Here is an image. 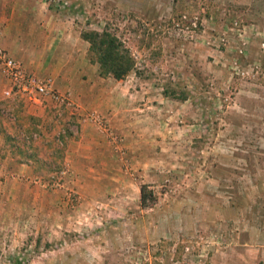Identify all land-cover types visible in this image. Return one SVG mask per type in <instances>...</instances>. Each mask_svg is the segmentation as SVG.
I'll return each instance as SVG.
<instances>
[{"label":"rangeland","instance_id":"1","mask_svg":"<svg viewBox=\"0 0 264 264\" xmlns=\"http://www.w3.org/2000/svg\"><path fill=\"white\" fill-rule=\"evenodd\" d=\"M0 47L53 89L0 71V264H264V0H0Z\"/></svg>","mask_w":264,"mask_h":264},{"label":"trees","instance_id":"2","mask_svg":"<svg viewBox=\"0 0 264 264\" xmlns=\"http://www.w3.org/2000/svg\"><path fill=\"white\" fill-rule=\"evenodd\" d=\"M85 38L90 43V49L99 64L101 74H111L115 78L120 79L134 68L135 61L129 48L115 35L107 31H89L85 33ZM26 158L35 163L40 161L33 155H29ZM154 200L153 191L148 188L147 184H142L140 186L141 206L148 207L151 201L154 202Z\"/></svg>","mask_w":264,"mask_h":264},{"label":"built area","instance_id":"3","mask_svg":"<svg viewBox=\"0 0 264 264\" xmlns=\"http://www.w3.org/2000/svg\"><path fill=\"white\" fill-rule=\"evenodd\" d=\"M0 71L10 82L6 94H16L28 100L37 101L42 96L52 95L50 79L39 78L23 66L9 52L0 47Z\"/></svg>","mask_w":264,"mask_h":264},{"label":"crops","instance_id":"4","mask_svg":"<svg viewBox=\"0 0 264 264\" xmlns=\"http://www.w3.org/2000/svg\"><path fill=\"white\" fill-rule=\"evenodd\" d=\"M4 48V47H3ZM8 52H9V54L13 57V58H15L16 59V57L7 49V48H5ZM25 63V62H24ZM26 64V66L25 67H27L28 69H30V70H32L31 69V67L29 66V64H27V63H25ZM3 75V74H2ZM3 79H1V81H3V82H5V84H6V86H5V88H3L4 89V91H6L9 87H10V82H8V79L3 75ZM31 101V100H30Z\"/></svg>","mask_w":264,"mask_h":264}]
</instances>
